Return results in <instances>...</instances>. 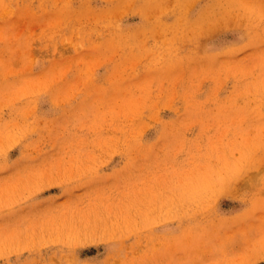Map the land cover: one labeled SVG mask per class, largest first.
I'll return each mask as SVG.
<instances>
[{
  "label": "rangeland",
  "instance_id": "obj_1",
  "mask_svg": "<svg viewBox=\"0 0 264 264\" xmlns=\"http://www.w3.org/2000/svg\"><path fill=\"white\" fill-rule=\"evenodd\" d=\"M0 264H264V0H0Z\"/></svg>",
  "mask_w": 264,
  "mask_h": 264
}]
</instances>
